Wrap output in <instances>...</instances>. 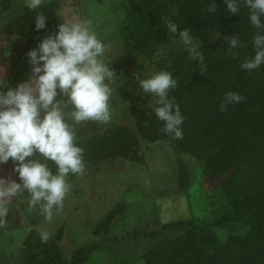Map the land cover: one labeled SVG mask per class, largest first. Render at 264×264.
Returning <instances> with one entry per match:
<instances>
[{
    "label": "trees",
    "instance_id": "trees-1",
    "mask_svg": "<svg viewBox=\"0 0 264 264\" xmlns=\"http://www.w3.org/2000/svg\"><path fill=\"white\" fill-rule=\"evenodd\" d=\"M128 1L127 14L120 31L125 44V54L127 57L138 54L147 61L154 60L156 50L164 40L178 36L185 25L195 24L205 15L204 23L208 27L200 32L204 38L199 46L204 55L203 61L190 58L185 51L160 58L155 62L157 71H170L177 80V87L169 91V97L174 98L184 117L181 125L183 138L174 139L172 135L164 133L162 131L164 122L158 120L154 111L150 114L149 123L137 110H134V114L138 135L146 142L156 143L172 137L178 151L204 160L202 169L204 175L210 178L225 176L220 183L221 192L226 198L225 204L219 207L217 219L213 223L202 227L192 220H183L167 223L158 231L133 234L134 237L154 238L168 230L182 232L144 254L143 260L146 264H264L262 102L260 110L254 113L256 122L247 124V117L244 116L245 111L250 108L246 105L264 99V65L251 72L243 70L239 73L241 57L237 56V51L246 46L250 47V54L254 55L251 44L253 36L247 37L246 42H241L240 48L232 49V54L225 50L222 39L209 40L207 35L209 29L217 31L222 29L224 24L222 19L228 11L225 0H184L178 7L174 6L172 0ZM186 3L190 4L189 7L185 6ZM168 20L177 25L176 33H171L168 29L166 23ZM195 28L197 31L200 29L199 23ZM56 31L58 30L55 20L47 21L45 29L39 31L35 29V24L31 26L17 61L4 69L2 76L9 84L15 86L30 76L28 52L36 49L45 37ZM229 66L232 67L230 69L235 68L231 70V75L226 70ZM201 68L205 70L203 73ZM255 82H258L259 90H255ZM233 84L242 90L240 95L244 99L239 103L228 104L222 111L220 105L226 93L235 92ZM243 102L246 105H243ZM77 143L84 149V171L101 173L104 163L114 159L139 166L146 165L141 144L128 127L115 125L104 135L95 133L77 140ZM48 164L55 173L53 162L48 161ZM182 171L184 173H181L179 187L185 193L189 188L191 175L183 164ZM78 175L69 174L68 184H74ZM122 200L94 225L93 237L99 238L109 233L116 219L128 212V206ZM236 223L247 225L249 231L242 236L233 235L225 242L221 241L214 228ZM64 227L65 224L46 243L41 242L38 230H32L24 242L27 263L86 264L91 254L101 248L102 242H93L75 249L70 260H64L59 246ZM42 256L45 259H40Z\"/></svg>",
    "mask_w": 264,
    "mask_h": 264
},
{
    "label": "rangeland",
    "instance_id": "rangeland-1",
    "mask_svg": "<svg viewBox=\"0 0 264 264\" xmlns=\"http://www.w3.org/2000/svg\"><path fill=\"white\" fill-rule=\"evenodd\" d=\"M172 1L175 3V7L182 5L184 2V0ZM65 3L66 8L61 9L59 4ZM189 3H186L185 6L189 7ZM128 6V0H49V3L40 10L44 11L47 21L55 20L56 24L59 15H61L63 21L64 19L91 18L98 34L104 39V43L109 48L105 53L106 63L113 71L116 79L110 84L113 91V97L111 98L112 118L108 124L97 123V133L104 135L113 126L120 125L128 127L137 136L144 151L146 165L144 167L134 163L125 165L120 160H114L115 162L109 164L121 165L122 168L129 171L130 176H134V180L137 179L136 181L140 183L137 182L132 186L128 183L129 180H125V176L123 183L113 182L101 174L96 182V187L94 184L98 197L100 195L102 199L100 200L101 204L98 205L99 211L93 212V214L90 213L92 209L86 206V203L93 206L92 199L85 195L82 198L84 201H81L84 203L83 206L65 207L64 211L61 208L60 214H57L54 210V219L51 223L44 224L46 220L38 212L27 211L25 207L19 206L17 209L22 226L16 225L8 214L4 218V223L0 224V264H28L24 242L31 232L30 229H46L52 233L51 237H54L64 224L66 227H64V233L59 240L64 260H70L73 251L79 247L93 242H102L101 248L91 254L86 264H146L143 260L144 254L153 250L163 241L179 236L182 232L168 230L154 238L134 237L135 232L158 231L167 223L183 220H192L205 227L217 219L219 207L225 204L226 198L220 188V183L225 179V176L210 178L204 175L202 173L204 160L178 151L172 137L156 143H148L138 135L134 110H137L139 115L149 123L148 119L154 105L151 95L145 93L140 87V81L157 72L155 64L157 60L185 52L187 49L178 35L164 40L158 46L152 61H147L138 54L127 57L120 31ZM35 16L36 12L32 11L30 13L32 23L35 22ZM204 18L205 15L201 16L195 24L185 25L182 29V31H189L194 43L198 46L202 44L204 38V36H201V30L208 27L205 26L204 20L206 19ZM223 18L222 29L220 31L209 29L207 35L211 41L218 38L222 39L225 43V50L232 54V49L229 48L230 38L238 36L241 42H246L248 40L246 38L253 36L257 30L250 24L248 9L243 4L240 6L238 14H231L227 11ZM198 23L200 29L197 31L195 27L198 26ZM237 54L241 57L239 59V69L236 68L240 73V71H243L240 69L241 63L252 56L250 47H241ZM230 68L232 67H226V70L231 75V70H235V68ZM258 82H255V90L260 89ZM106 83H108L107 80ZM248 83H250V79ZM233 89L238 94L242 91L236 85L233 86ZM261 102L264 106V99L260 102H251L249 105L242 103L246 107H250L244 115L247 117V124H253L257 121V118H254V113L260 110ZM182 164L188 168L191 175L186 194L179 187L181 173L183 172ZM107 166L108 163L105 164L106 169ZM137 176H140V178L138 179ZM95 180L89 179V182L93 183ZM72 185L75 187V184ZM78 185L83 187L81 183H78ZM126 187L131 188V190L124 193ZM80 192V196H82L84 189L80 188ZM180 195H184L185 198L177 199L176 203L173 202V199L171 200V198H177ZM120 200L127 204L128 212L116 219L109 233L103 234L99 238L93 237L94 225L108 212L106 210L110 204L115 205ZM168 201H170V204ZM103 203L106 204V207H103ZM75 208L76 210H74ZM80 211L81 213H79ZM104 212L106 213L102 215ZM26 219H28V223ZM214 231L218 238L225 242L228 237L233 235L242 236L249 229L243 223H236L223 228H214ZM40 259H45V257L42 256Z\"/></svg>",
    "mask_w": 264,
    "mask_h": 264
},
{
    "label": "clouds",
    "instance_id": "clouds-1",
    "mask_svg": "<svg viewBox=\"0 0 264 264\" xmlns=\"http://www.w3.org/2000/svg\"><path fill=\"white\" fill-rule=\"evenodd\" d=\"M48 3L49 0H22L23 7L36 12L37 31L46 27L47 17L40 9ZM225 3L231 14H238L241 4L248 9L249 22L257 30L251 41L254 55L240 67L248 72L260 68L264 65V0ZM166 23L171 33L177 32L175 23ZM57 27L58 31L28 52L33 67L26 80L12 86L0 76V165L11 162L17 177L0 176V224L9 211L5 201L25 192L30 196L29 209L38 210L51 223L54 210L60 211L69 190L67 177L85 169L84 149L77 143L76 126L89 121L108 124L112 118L110 84L116 77L106 63L109 48L93 20L64 19ZM179 38L190 58L204 60L188 30L180 31ZM240 47L238 36L230 38V49ZM204 71L201 68V73ZM140 87L151 95L153 111L164 122L162 131L182 139L184 117L174 98L169 97V91L177 87L173 74L167 70L154 72L140 81ZM243 99L230 91L220 108L223 111L228 104ZM37 155L43 162L35 159ZM48 161L55 165V173ZM38 234L43 243L52 235L46 229Z\"/></svg>",
    "mask_w": 264,
    "mask_h": 264
},
{
    "label": "crops",
    "instance_id": "crops-1",
    "mask_svg": "<svg viewBox=\"0 0 264 264\" xmlns=\"http://www.w3.org/2000/svg\"><path fill=\"white\" fill-rule=\"evenodd\" d=\"M66 6H67L66 3L62 5L59 4V7L61 9L62 8L65 9ZM31 12H32L31 10L22 6V0H0V76L3 75L5 68L11 67L17 61L21 51L24 48L27 32L29 31L31 26L35 24V22L32 23L30 20ZM59 17L57 16V26L58 24L63 22V20L61 19L62 18L61 15H59ZM32 67L33 65L30 63L31 70H32ZM60 98L61 97L59 96L57 97V99H60ZM95 133H97V122L95 121H89L86 124L84 122H81V124L76 126L77 140H82L83 138L93 135ZM35 159L43 162V158L40 157L39 155H37ZM114 160H120V159H114ZM114 160H110L104 163L103 171L101 173H94L92 171H84L81 174H79L77 179L74 182L75 187L74 185H69V190L63 201L62 210L64 211L65 207L74 206V205L83 206L84 203L81 201H84V199L82 198L86 195V197L92 199V203H93L92 204L93 206H91L90 203H86L87 204L86 206H89L90 209H92L90 213L93 214V212L99 211L100 208L98 205L101 204L100 200L102 199L100 195L98 197L95 187H96V182L101 177V174L106 176V179L112 180L113 182L123 183V180H124L123 178L126 177L125 180L126 181L129 180L128 183L132 184V186L137 184L138 182L136 181L137 179L134 180L135 179L134 176L133 175L130 176L128 174L129 171L122 168L121 165L116 164V163L109 164L110 162H115ZM120 161L124 162L122 160ZM107 163H108V166H107L108 168L106 169L105 164ZM124 164L128 165L129 163L124 162ZM12 168H13V165L11 162L4 164V165H0V176L8 177L10 179H16L17 178L16 174L12 171ZM125 168H127V166H125ZM85 176L87 178H84ZM137 178L139 179L140 176H137ZM85 179H87V181H85ZM89 179H93V180L96 179V180L93 183H90ZM78 183L83 184V187H80ZM94 184H95V187H94ZM80 188L84 189V194L82 196H80L81 194ZM130 190L131 188L128 189L126 187V190L124 193H127ZM182 197L185 198L184 195H180L177 198H171V200L173 199L174 200L173 202L176 203V200L177 199L179 200ZM29 199H30V196L25 192V193L19 194L17 197H13L10 202L5 201L6 206L9 208L8 215L11 216L13 222L16 225L19 224L22 226V224H20V220H19L20 215H19V211L17 208L21 206V207H25L27 211H29L30 210L29 209ZM168 203L170 204V201H168ZM105 205L106 204L103 203V207H106ZM113 206L114 204H110L106 212L109 211ZM74 210H76V208ZM106 212L102 213V215H104ZM79 213H81V211ZM57 214H60V212H58ZM26 220L28 223V219ZM45 223H47V221L44 222V224ZM33 229H30V231H32Z\"/></svg>",
    "mask_w": 264,
    "mask_h": 264
}]
</instances>
